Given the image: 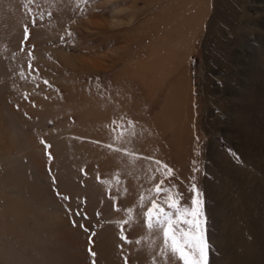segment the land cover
Wrapping results in <instances>:
<instances>
[{
	"label": "rangeland",
	"instance_id": "1",
	"mask_svg": "<svg viewBox=\"0 0 264 264\" xmlns=\"http://www.w3.org/2000/svg\"><path fill=\"white\" fill-rule=\"evenodd\" d=\"M165 166L209 264H264V0H0V264H180Z\"/></svg>",
	"mask_w": 264,
	"mask_h": 264
},
{
	"label": "snow or ice",
	"instance_id": "2",
	"mask_svg": "<svg viewBox=\"0 0 264 264\" xmlns=\"http://www.w3.org/2000/svg\"><path fill=\"white\" fill-rule=\"evenodd\" d=\"M28 39L29 31L26 26L24 40L20 45L21 51L24 50ZM29 70H32L31 65ZM44 84L47 85L48 81L45 80ZM196 170L194 167V171ZM161 176L163 178L154 191L157 196L163 192L167 200L164 201L163 206L156 199L150 201V206L145 213L148 228L161 234L167 256L178 260L180 264H209L204 197L195 183V177L192 178V198L188 207L183 205L182 197L178 194L169 195L168 190L164 188V181L172 176V169L165 166ZM166 208L168 210H165Z\"/></svg>",
	"mask_w": 264,
	"mask_h": 264
}]
</instances>
